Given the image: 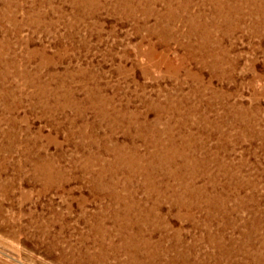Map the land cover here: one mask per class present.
Here are the masks:
<instances>
[{"label": "rangeland", "instance_id": "1", "mask_svg": "<svg viewBox=\"0 0 264 264\" xmlns=\"http://www.w3.org/2000/svg\"><path fill=\"white\" fill-rule=\"evenodd\" d=\"M115 218L264 264V0H0V264Z\"/></svg>", "mask_w": 264, "mask_h": 264}, {"label": "bare ground", "instance_id": "2", "mask_svg": "<svg viewBox=\"0 0 264 264\" xmlns=\"http://www.w3.org/2000/svg\"><path fill=\"white\" fill-rule=\"evenodd\" d=\"M230 2V0H229ZM239 4V3H238ZM221 8V7H220ZM149 10V9H148ZM190 19V18H189ZM157 22V21H156ZM193 25V24H192ZM189 27V26H188ZM222 28V27H221ZM255 33V32H254ZM205 35V34H204ZM191 42V41H190ZM189 43V42H188ZM202 45V44H201ZM151 47V46H150ZM201 47V46H200ZM220 47V46H219ZM220 50V49H219ZM164 53V52H163ZM159 54V53H158ZM187 55V54H186ZM218 55V54H217ZM200 56V55H199ZM190 73V72H189ZM187 74V73H186ZM25 75V74H24ZM37 89V88H36ZM106 103V102H105ZM164 104V103H163ZM207 108V107H206ZM175 111V110H174ZM247 113V112H246ZM164 114V113H163ZM182 114V113H181ZM181 118V117H180ZM189 119V118H188ZM171 120V119H170ZM117 121V120H116ZM181 121V120H180ZM178 122V121H177ZM158 123V122H157ZM143 125V124H141ZM181 125V124H179ZM145 126V125H144ZM169 126V125H168ZM182 126V125H181ZM185 126V125H184ZM167 127V126H166ZM140 129V128H139ZM170 129V128H169ZM172 129V128H171ZM170 129V130H171ZM157 131V130H156ZM168 131V130H167ZM173 131V130H172ZM185 132V131H184ZM169 133V132H168ZM167 133V134H168ZM191 135V134H190ZM189 135V136H190ZM174 136V135H172ZM184 137V136H183ZM141 138V137H140ZM172 138V137H171ZM178 138V137H177ZM190 138V137H189ZM188 138V139H189ZM193 138V137H192ZM184 141H187L184 140ZM153 143V142H152ZM168 143V142H167ZM188 144V143H187ZM176 145V143H175ZM178 145V144H177ZM185 144H183L182 146H184ZM151 146V145H150ZM157 146V145H156ZM180 146V145H179ZM186 146V145H185ZM187 148V147H185ZM191 148V147H189ZM172 151V149H170ZM192 150V148H191ZM154 151V150H153ZM162 151V150H161ZM175 151V150H174ZM179 151V150H177ZM199 151V150H197ZM196 151V152H197ZM164 152V151H163ZM191 151H189L190 153ZM153 152H151L152 154ZM160 153V152H159ZM167 153V152H166ZM165 153V154H166ZM184 153V152H183ZM130 154V153H129ZM156 154V153H155ZM193 154V153H192ZM196 154V153H195ZM126 155V154H125ZM145 155V154H144ZM160 155V154H159ZM188 155V154H187ZM167 156V155H166ZM195 156V155H194ZM151 157V156H150ZM156 157V156H155ZM191 157V156H190ZM28 158V157H27ZM162 158V157H161ZM166 158V157H165ZM181 158V157H180ZM170 159V158H169ZM202 160V158H200ZM172 160V159H171ZM195 160V159H194ZM204 160V159H203ZM29 161V160H27ZM198 161V160H197ZM34 162V161H33ZM42 162V161H41ZM40 162V163H41ZM183 162V161H182ZM36 163V162H35ZM34 163V164H35ZM96 163V162H95ZM198 163V162H197ZM184 164V163H183ZM41 165V164H40ZM44 165V164H42ZM47 165V164H46ZM50 165V164H49ZM48 165V166H49ZM181 165V164H180ZM190 165V164H189ZM28 166V165H27ZM161 166V165H160ZM179 166V165H178ZM41 167V166H40ZM188 167V166H187ZM98 168V167H97ZM154 168V167H153ZM195 168V167H194ZM198 168V167H197ZM33 169V168H32ZM102 169V168H101ZM143 169V168H142ZM105 170V169H104ZM109 170V169H108ZM125 170V169H124ZM45 171V170H44ZM182 171V170H181ZM185 171V169H184ZM195 171V169H194ZM38 172V171H37ZM43 172V170H42ZM100 172V171H99ZM178 172V171H177ZM107 173V172H106ZM174 173V172H172ZM171 173V176H172ZM182 173V172H181ZM180 173V174H181ZM187 173V172H186ZM197 173V172H196ZM42 174V173H41ZM50 174V173H48ZM179 174V175H180ZM35 175V174H34ZM44 175V174H43ZM100 175V174H99ZM178 175V176H179ZM186 175V174H185ZM189 175V174H188ZM182 176V175H181ZM184 176V175H183ZM48 177V176H47ZM103 177V175H102ZM170 177V176H169ZM176 177V176H175ZM197 177V175H196ZM212 177V175H211ZM209 177V178H211ZM45 178V176H44ZM93 178V177H91ZM114 178V177H113ZM180 178V177H179ZM178 178V179H179ZM208 178V179H209ZM216 178V177H215ZM95 179V178H94ZM102 179V178H101ZM173 179V178H172ZM175 179V178H174ZM173 179V180H174ZM189 179V178H188ZM198 179V178H197ZM53 180H55L53 178ZM60 180V179H59ZM65 180V179H64ZM92 180V179H91ZM105 180V179H104ZM46 181V180H45ZM90 181V180H89ZM177 181V180H176ZM181 181V179L179 180ZM216 181V180H215ZM50 182V181H49ZM54 182V181H53ZM102 182V181H100ZM99 182V183H100ZM117 182V181H115ZM146 182V181H145ZM47 183V182H46ZM98 183V182H97ZM113 183V182H112ZM118 183V182H117ZM178 183V182H177ZM182 183V182H181ZM183 183H185L183 181ZM191 183V182H190ZM213 183V182H212ZM146 184V183H145ZM187 184V183H186ZM55 185V183L53 184ZM102 185V184H101ZM116 185V184H115ZM169 185V184H168ZM48 185H46L47 187ZM59 186V185H58ZM100 186V184H99ZM108 186V185H107ZM181 186V184H180ZM184 186V185H183ZM215 186V185H214ZM45 187V186H44ZM185 187V186H184ZM108 188V187H106ZM115 188V187H114ZM175 188V187H174ZM182 188V187H181ZM188 188V186H187ZM197 188V187H196ZM205 188V187H203ZM210 188V185H209ZM215 188V187H214ZM223 188V187H222ZM225 188V187H224ZM101 189V188H100ZM171 189V188H170ZM195 189V188H194ZM200 189V187H199ZM183 191V190H182ZM197 191V190H196ZM212 191V190H211ZM173 192V191H172ZM176 192V191H175ZM192 192V191H191ZM203 192V191H202ZM205 192V191H204ZM194 193V192H193ZM213 193V192H212ZM115 194V193H114ZM180 194V193H178ZM184 194V193H183ZM187 194V193H186ZM185 194V195H186ZM199 194V192H198ZM216 194V193H215ZM174 195V194H173ZM184 195V196H185ZM197 195V194H196ZM204 195V194H203ZM218 195V194H217ZM115 196V195H114ZM179 196V195H178ZM219 196V195H218ZM118 197V195H117ZM170 197V195H169ZM176 197V196H175ZM111 198V197H110ZM109 198V199H110ZM123 197H121L122 199ZM182 198V197H181ZM180 198V199H181ZM206 198V196H205ZM217 198V197H216ZM113 199V198H112ZM111 199V200H112ZM117 199V198H116ZM177 199V198H176ZM189 199V198H188ZM192 199V198H191ZM208 199V198H207ZM213 198H211L212 200ZM215 199V198H214ZM220 199V198H219ZM199 200V199H198ZM117 201V200H116ZM174 201V200H173ZM193 201V200H192ZM197 201V200H196ZM129 202V201H128ZM187 202V201H186ZM209 202V201H208ZM221 202V201H220ZM119 203V202H118ZM211 203V202H210ZM215 203V202H214ZM127 204V203H126ZM140 204V203H139ZM182 204V202L180 203V205ZM185 204V203H183ZM141 205V204H140ZM176 205V204H175ZM212 205V204H211ZM210 205V206H211ZM182 206V205H181ZM195 206V205H194ZM209 206V207H210ZM213 206V205H212ZM109 207V206H108ZM129 207V206H128ZM151 207V206H150ZM155 207V206H154ZM177 207V206H175ZM191 207V206H190ZM193 207V206H192ZM203 207V206H202ZM221 207V206H220ZM110 208V207H109ZM120 208V207H119ZM138 208V207H137ZM156 208V207H155ZM178 208V207H177ZM185 208V206H184ZM194 208V207H193ZM204 208V207H203ZM111 209V208H110ZM104 210V209H103ZM102 210V211H103ZM134 210V209H133ZM146 210V208H145ZM157 210V209H156ZM188 210V208H187ZM216 210V209H215ZM123 211V210H122ZM132 211V210H131ZM142 211V210H141ZM144 211V210H143ZM209 211V210H208ZM101 212V211H100ZM109 212V211H108ZM111 212V211H110ZM128 212V211H127ZM133 212V211H132ZM154 213V211H152ZM123 213V212H122ZM135 213V212H134ZM137 213V212H136ZM142 213V212H141ZM145 213V212H144ZM143 213V214H144ZM149 213V211L147 212ZM146 213V214H147ZM182 213V212H181ZM103 214V213H101ZM107 214V213H106ZM113 214V213H112ZM125 214V213H124ZM142 214V215H143ZM128 215V214H127ZM139 215V214H138ZM149 215V214H148ZM154 215V214H153ZM108 216V215H107ZM126 216V215H125ZM137 216V215H136ZM184 217V216H183ZM98 218V217H97ZM108 218V217H107ZM110 218V217H109ZM126 218V217H125ZM135 218V217H134ZM137 218V217H136ZM139 218V217H138ZM141 218V217H140ZM139 218V219H140ZM147 218V217H146ZM155 218V217H154ZM193 218V217H192ZM210 218V216L208 217ZM207 218V219H208ZM119 219V218H118ZM117 218H115L113 220V225L111 226L112 229H110V227H108L106 224H104L101 220H98L97 222L91 223V225L89 226V230L91 233L94 234V238L92 239V245L90 247H85L83 245V243L81 244V246H78L77 248H72V247H68V249H62L60 252V257L59 259L65 263V264H201V262H207L208 259H212V257L210 255H207L206 257H201L199 258L198 256L192 257V252L189 253L188 252H175L173 255H167L164 252L161 251V248L159 247V245L156 242L151 241V239L148 238H144L141 239L139 237V233H142V228L139 226V230L137 232H132V229H129V226L126 223H121ZM144 219V218H143ZM142 219V220H143ZM151 219V218H150ZM157 219V218H156ZM123 220V219H122ZM127 220V219H126ZM134 220V219H133ZM146 220V219H145ZM152 220V219H151ZM105 221V220H104ZM125 221V220H124ZM135 221V220H134ZM139 221V220H138ZM153 221V220H152ZM160 221V220H159ZM163 221V220H162ZM34 222V221H33ZM44 222V221H43ZM144 222V221H142ZM137 223V222H136ZM145 223V222H144ZM108 224V223H107ZM133 224V222H132ZM150 224V223H149ZM167 224V223H166ZM190 224V223H189ZM201 224V223H200ZM38 225V224H37ZM144 225V224H143ZM147 225V224H146ZM152 225V224H151ZM160 225V224H159ZM195 225V224H194ZM204 225V224H203ZM39 226V225H38ZM110 226V225H109ZM131 226V225H130ZM162 226V225H161ZM208 226V225H207ZM248 226V225H247ZM132 227V226H131ZM148 228V227H147ZM156 228L158 229L157 225ZM165 228V227H164ZM208 229V227H206ZM213 228V227H212ZM43 229V228H42ZM41 231H45L42 230ZM134 229V228H133ZM137 229V228H136ZM151 229V228H150ZM156 229V230H157ZM205 229V228H203ZM224 229V228H223ZM40 230V228H39ZM154 230V229H152ZM165 230V229H164ZM179 230V229H177ZM199 230V229H198ZM257 230V229H256ZM83 231V230H82ZM146 231V230H145ZM149 231V230H148ZM159 231H161L159 229ZM38 232V231H37ZM153 232V231H152ZM164 232V231H163ZM176 232V231H174ZM149 233V232H148ZM160 233V232H159ZM150 234V233H149ZM161 234V233H160ZM164 234V233H163ZM180 234V233H179ZM49 235V234H48ZM91 235V234H90ZM167 235V234H166ZM206 235V234H205ZM93 236V235H92ZM48 237V236H47ZM207 237V236H206ZM55 238V237H54ZM153 238V237H152ZM57 239V238H56ZM157 239V238H156ZM172 239V238H171ZM175 239V238H174ZM177 239V238H176ZM181 239V238H180ZM216 239V238H215ZM52 240V239H50ZM70 240V239H69ZM169 240V239H168ZM81 241H85L84 238L81 239ZM91 241V240H90ZM213 241V240H212ZM221 241V240H220ZM229 241V240H228ZM42 242V241H41ZM163 242V241H161ZM165 242V241H164ZM159 243V242H158ZM173 243V242H172ZM57 244V241H56ZM171 244V243H169ZM168 244V245H169ZM184 244V243H183ZM182 244V245H183ZM195 244V243H194ZM223 244V243H222ZM164 245V243H163ZM179 245V244H178ZM191 245V244H190ZM193 245V244H192ZM191 245V246H192ZM218 245V243H217ZM221 245V244H220ZM219 245V246H220ZM87 246V245H86ZM175 246V245H174ZM188 246V245H187ZM49 249H53V248H57L55 246V242H52L51 244H49ZM60 247V246H59ZM194 247V246H193ZM223 247V246H222ZM168 249V246L166 247ZM172 248V247H171ZM174 248V247H173ZM226 248V247H225ZM177 249V248H175ZM183 249V248H182ZM186 249V248H185ZM171 250V249H170ZM197 250V249H195ZM222 250V249H221ZM228 250V249H226ZM233 250V249H232ZM245 250V249H244ZM51 251V250H50ZM60 251V250H59ZM164 251V250H163ZM173 251V250H172ZM191 251V250H190ZM217 252V251H216ZM220 252V251H219ZM218 252V253H219ZM222 252V251H221ZM208 253V252H207ZM225 253V252H224ZM247 253V252H246ZM210 254V253H209ZM215 254V253H214ZM197 255V254H196ZM206 255V254H205ZM223 256V255H222ZM231 256V255H230ZM225 257V256H224ZM217 258V257H216ZM219 258V256H218ZM222 258V257H221ZM220 258V259H221ZM256 258V257H254ZM258 259L256 260L257 262H259L260 260L262 261V257H257ZM200 259V260H199ZM214 259V258H213ZM229 259V258H228ZM260 259V260H259ZM215 260V259H214ZM219 261V260H218ZM223 261V259L221 260ZM62 262V263H63ZM249 262V261H248ZM221 263V262H220ZM204 264V263H203Z\"/></svg>", "mask_w": 264, "mask_h": 264}]
</instances>
